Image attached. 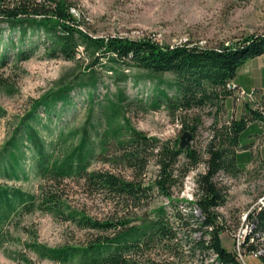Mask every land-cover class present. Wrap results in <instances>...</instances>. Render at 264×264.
I'll return each instance as SVG.
<instances>
[{"label":"trees","instance_id":"obj_1","mask_svg":"<svg viewBox=\"0 0 264 264\" xmlns=\"http://www.w3.org/2000/svg\"><path fill=\"white\" fill-rule=\"evenodd\" d=\"M77 8L75 0H0V68L7 66L11 54L19 61L28 60L32 48L38 47L32 42L35 36H44L48 57L80 64L79 72L64 76L55 89L35 101L0 154V175L9 180H28L25 163L30 155L32 170L42 181L38 195L0 184V250L10 241L6 227L14 218L41 211L73 222L81 229L114 233L112 237L99 236L81 246L51 248L38 242L28 244L40 259L55 264H132L131 255L153 243L162 244L169 250V256L161 261L150 258L147 264H179L186 256L197 258L200 264H242L240 254L229 251L222 240L228 227L218 209L227 203L228 188L217 177L224 173L236 178L243 172L237 160L240 135L255 120L264 126V117L256 107L252 115L227 118L225 124L219 125L218 115H225V101L229 97L237 101L236 93L241 87L234 80L239 69L264 55V33L216 48L169 46L153 38H96L83 28L85 21ZM6 31L18 32V39L4 40ZM129 68H137L159 80L151 102L139 100L144 111L165 109L171 120L180 122L184 133L191 135V142L203 125V118L213 119L212 136L204 151L195 149L191 142L181 148L180 140L162 141L136 129L127 116L132 102L123 90L115 99L107 95L106 102H95L103 79L101 71L112 73L118 82H127L130 76L125 71ZM165 75H171L174 84L167 83ZM166 83L169 89H175L173 95L162 88ZM74 93H86L90 100L85 124L68 134L60 130L56 139L49 142L42 131L49 136L53 134V115L59 116L72 106ZM214 108L217 113L213 114ZM41 109L47 123L40 129L37 124L43 121ZM76 138L79 141L74 144ZM112 143L115 151L110 153ZM98 153L105 157V163L130 170L133 178L108 170L89 171ZM182 156L186 162L180 166ZM152 163L157 174L154 180L145 183V172ZM203 163L207 171L198 176L197 199L190 204L193 225L184 222L181 213L174 214L175 220L183 223L185 244L178 239L165 206L142 225L128 226L127 222L86 217L67 205L60 190L65 180H83L87 189L119 200H139L149 191L157 190L173 202V188L180 178ZM197 210L200 218L194 213ZM248 219L255 225V231H264V208L251 213ZM197 233L199 237L195 236ZM254 233L242 244L249 254L256 249L253 244L247 246Z\"/></svg>","mask_w":264,"mask_h":264},{"label":"rangeland","instance_id":"obj_2","mask_svg":"<svg viewBox=\"0 0 264 264\" xmlns=\"http://www.w3.org/2000/svg\"><path fill=\"white\" fill-rule=\"evenodd\" d=\"M77 11L85 21L84 29L92 37L109 38L114 36L131 39L153 38L163 45L180 46L190 44L208 48L221 47L237 42L252 34L264 33V0H75ZM19 33L10 34L6 31L4 40L18 39ZM31 42V41H30ZM32 42L37 48H32L30 58L19 61L10 55V61L4 68H0V109L4 117L0 118V154L18 130L22 119L31 111L35 101L47 92L55 89L64 76L79 72V62H68L61 58L53 59L47 56L44 48V36H35ZM29 43V41H27ZM2 45L0 41V46ZM82 52V49L80 50ZM83 56V53H80ZM85 62L82 67H85ZM102 72L103 79L96 92L95 102H106V96L115 99V95L123 90L132 102L127 109V116L132 125L150 137H157L162 141H176L184 136L182 125L172 121L165 109L158 111H144L143 102H151L154 97V87L159 80L145 74L137 68H129L125 72L130 76L127 82H118L112 73ZM167 83L174 84L171 75H165ZM162 88L168 89L173 95L175 89H169L168 84ZM72 106L61 115H53L51 128L53 134L46 131L43 135L52 142L60 130L69 131L81 128L87 120L90 100L86 93L73 94ZM246 99H240L244 101ZM209 111V110H207ZM99 112V111H98ZM212 113H217L214 108ZM41 127L47 123L44 110L39 111ZM98 117L99 115L96 114ZM219 125L227 121V117L219 113ZM203 125L198 129L191 145L204 151L212 136L213 119L205 116ZM104 131V127L101 132ZM79 138L74 139L77 144ZM110 153L115 151L112 143ZM105 158V157H104ZM103 156L93 160L89 171H113L115 174L133 178L130 170L121 166H111L105 163ZM186 162L181 157L180 166ZM28 180H9L0 175V184L21 188L26 192L38 195L42 181L32 170L30 155L26 159ZM207 171L206 164L199 165L181 177L179 184L173 188V202L160 195L157 190H151L148 195H142L139 200H119L105 193H98L87 189L84 181L65 180L61 186V193L67 205L86 217L97 221L127 222L128 226H140L147 219L155 216V211L165 206L170 221L177 230L178 239L183 240V223L175 220L174 214L181 213L184 222L193 225L189 217L191 203L198 193L196 180L199 175ZM157 167L152 163L145 172V183L154 180ZM217 181L228 188L227 203L219 208L224 217L228 230L222 234V240L229 251L237 252L242 264H264V231H256L253 244L262 255L258 258L247 253L241 246L240 230L248 229V220L243 218L250 215L264 204V164L251 167L236 178L220 173ZM200 218L201 213L194 212ZM10 241L0 250V264H55L49 260L40 259L36 253L28 248V244L38 242L51 248L63 246H81L99 236H113V231L98 232L81 229L75 223L54 217L50 213L36 211L29 215L14 218L6 227ZM242 234V233H241ZM199 237L200 234H195ZM239 242L240 245H239ZM187 249V247L185 248ZM132 256V264H147L148 259L164 260L169 256V250L162 244L153 243L143 247ZM201 258V257H200ZM179 264H200V260L184 257Z\"/></svg>","mask_w":264,"mask_h":264},{"label":"crops","instance_id":"obj_3","mask_svg":"<svg viewBox=\"0 0 264 264\" xmlns=\"http://www.w3.org/2000/svg\"><path fill=\"white\" fill-rule=\"evenodd\" d=\"M234 82L247 94H253L254 98L237 102L235 97H229L225 101L227 118L240 119L245 115H252L256 107H264V55L240 68ZM239 142L237 160L243 172L264 164L263 123L258 120L253 121L240 135Z\"/></svg>","mask_w":264,"mask_h":264},{"label":"built area","instance_id":"obj_4","mask_svg":"<svg viewBox=\"0 0 264 264\" xmlns=\"http://www.w3.org/2000/svg\"><path fill=\"white\" fill-rule=\"evenodd\" d=\"M236 86H234V88H235ZM236 98H237V101L238 100H240V99H248V100H251V99H253L254 98V96H253V94H247L243 89H240V90H238V92L236 93ZM260 110H261V112H262V115H263V117H264V107H258ZM264 208V204H262L259 208H257V210H254L253 212H251V213H254V212H258V211H260V210H262ZM250 213V214H251ZM248 216L249 215H246L244 218H243V223H245L246 221H247V219H248ZM248 225H247V227H249L250 226V232H248V229H246V230H243L242 232H241V230H240V237H241V239H242V243L241 242H239V245H240V243H241V246H242V244L246 241V238L249 236V234L251 233V232H256L255 231V229H254V227H255V225L253 226L249 221H248ZM242 233V234H241ZM254 234H256V233H254ZM254 234H253V236L251 237V239H250V241L251 242H254ZM252 254H253V256L254 257H256V258H258V257H260L261 255H262V252L260 251V250H254L253 252H252ZM240 257L243 259V256L240 254Z\"/></svg>","mask_w":264,"mask_h":264},{"label":"water","instance_id":"obj_5","mask_svg":"<svg viewBox=\"0 0 264 264\" xmlns=\"http://www.w3.org/2000/svg\"><path fill=\"white\" fill-rule=\"evenodd\" d=\"M191 142V135L189 133H185L181 138V148L187 147Z\"/></svg>","mask_w":264,"mask_h":264}]
</instances>
